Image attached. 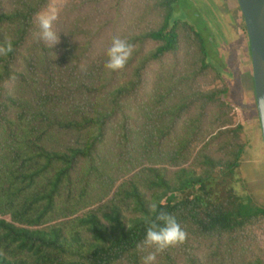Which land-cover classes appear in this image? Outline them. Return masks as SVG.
I'll return each instance as SVG.
<instances>
[{
    "label": "trees",
    "instance_id": "obj_1",
    "mask_svg": "<svg viewBox=\"0 0 264 264\" xmlns=\"http://www.w3.org/2000/svg\"><path fill=\"white\" fill-rule=\"evenodd\" d=\"M179 1L0 0V264H143L160 213L186 238L154 264H264L243 124ZM114 38L132 54L110 71Z\"/></svg>",
    "mask_w": 264,
    "mask_h": 264
},
{
    "label": "rangeland",
    "instance_id": "obj_2",
    "mask_svg": "<svg viewBox=\"0 0 264 264\" xmlns=\"http://www.w3.org/2000/svg\"><path fill=\"white\" fill-rule=\"evenodd\" d=\"M178 3L186 20L210 39L212 62L219 64L221 80L228 87L227 98L236 106L235 121L243 124L241 138L245 145L238 174L245 189L264 202V146L256 110L249 44L241 31L244 22L239 7H236L237 0H180Z\"/></svg>",
    "mask_w": 264,
    "mask_h": 264
},
{
    "label": "clouds",
    "instance_id": "obj_3",
    "mask_svg": "<svg viewBox=\"0 0 264 264\" xmlns=\"http://www.w3.org/2000/svg\"><path fill=\"white\" fill-rule=\"evenodd\" d=\"M35 19L40 29L38 39L53 48L60 40V35L53 29V24L58 19V10L54 6H50L37 13ZM11 51L10 43L0 47L2 55H7ZM131 54L130 44L119 38H114L111 47L107 50L108 59L105 67L110 71L119 70L125 66ZM185 238L186 233L174 216L165 213L158 214L156 221L146 229L142 242V249L153 248L155 251L149 252L143 257V264H154L157 252L183 243Z\"/></svg>",
    "mask_w": 264,
    "mask_h": 264
},
{
    "label": "water",
    "instance_id": "obj_4",
    "mask_svg": "<svg viewBox=\"0 0 264 264\" xmlns=\"http://www.w3.org/2000/svg\"><path fill=\"white\" fill-rule=\"evenodd\" d=\"M248 38L257 116L264 146V0H237Z\"/></svg>",
    "mask_w": 264,
    "mask_h": 264
}]
</instances>
